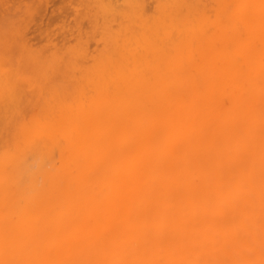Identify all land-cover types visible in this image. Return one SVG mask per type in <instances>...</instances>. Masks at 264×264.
<instances>
[{
  "label": "bare ground",
  "instance_id": "6f19581e",
  "mask_svg": "<svg viewBox=\"0 0 264 264\" xmlns=\"http://www.w3.org/2000/svg\"><path fill=\"white\" fill-rule=\"evenodd\" d=\"M88 2L0 11V264H264V0Z\"/></svg>",
  "mask_w": 264,
  "mask_h": 264
},
{
  "label": "rangeland",
  "instance_id": "374dc122",
  "mask_svg": "<svg viewBox=\"0 0 264 264\" xmlns=\"http://www.w3.org/2000/svg\"><path fill=\"white\" fill-rule=\"evenodd\" d=\"M1 1H2V0H1ZM1 1H0V2H1ZM6 1H8V0H4V2H6ZM30 1H31V3H29ZM30 1L28 0V3H27V0H25V2H24L23 0H9L8 2H9L10 4H9L8 2H7L8 4H6V3L4 4V5L6 6V8H4V10L7 12L6 9H8V6H10L11 8L9 7L10 9H8V10H9V11H8L9 14H10V10H11V9H12L11 12H14V11H20V12H17V13H19V15H18L16 12L11 13V15L13 14L12 17H9L10 15L8 14V15H7V18H9V20H10V18L13 19V16H14L15 18H14L13 22L16 21V23H18V22L20 21V20L18 21V19H19L18 17L21 16L20 13L25 14V12L28 11V13L30 12V14H27V13H26V15H23V17L26 16V18H27V16H29V17L31 18L32 16H30V15H31V12L34 11V8H33V7H35V6H36L35 9H37V10H35V12L38 11V10H39V11L41 10V12H42V14H43V8H42V6H43V7H46V6L48 7V6H49V12L51 13L53 10L58 9V8H59V5H60L61 8H62V6H63L62 10L65 9V10H63V11L66 12V15H67V12H68V15H70V17H74V16H72V15L76 13V12H74V11H75V8H76V11H78L79 9H81L80 7H82V5L84 4L83 7H84L85 10L87 11V9H89V8L92 6V4H91L92 2L89 3L90 1L88 2V0H86L85 2H84V0H83V1H82V0H81V1H79V0H71L72 2H71L70 0H53V1H52V0H49L50 2L47 1V0H45V1H44V0H30ZM35 1H36V3H35ZM38 1H40V2L43 3V4L41 3L42 6H41V5H37V4H38ZM51 1H52V2H51ZM65 1H66V2H65ZM4 2H2V4H3ZM11 2H12V3H11ZM32 2H34V3H32ZM40 2H39V4H40ZM48 2H49L50 5H48ZM53 2H54V4H53ZM86 2H88V5L85 4ZM46 3H47V4H46ZM81 3H83V4H81ZM2 4H1V6H0V11H2L3 7H5V6H3ZM61 4H62V5H61ZM69 4H70V6H69ZM80 4H81V6H79V9H78V7H76V5L78 6V5H80ZM13 5H14V7H13ZM66 5H67V6H66ZM2 6H3V7H2ZM88 6H89V7H88ZM21 7H22V8H21ZM24 7H25V8H24ZM37 7H40V8H37ZM55 7H57V8H55ZM70 7L72 8V10H71ZM86 7H88V8H86ZM32 8H33V10H32ZM41 8H42V9H41ZM61 8H59L60 10L58 9V11L55 10L56 12L53 11L54 13L52 12V13H53V17L55 18V19H54V22L51 21V20H50V22H51L50 24H49L48 22H46V23L49 25V30L47 29L48 25H46L45 22H44V23H41V21L39 22L38 18L40 17V16H39L40 14L37 15V13H36V15L33 14V15L35 16V17H34V16H33V17L36 19V22H37V23H35V19H34L33 17H32V20H34L33 23L31 22L32 20L30 21L31 24L28 23V22H26L28 25H31L30 27H31V30H32V31H31V30L28 31V33H27V30H25L26 27H28V26H27V25L24 26V24H26V23H24V22H25L26 20H28L29 18L26 19V18L24 17V20H25V21H23V18L20 17V18L22 19V21H23V22H21V23H24V24H23L24 27H22V28H24V29H22V30H23V33H24V30H25L27 36H28V37H29V36H30V37L33 36V38H32V37H31V38H30V37L28 38V37L25 36V35H24L23 37H21L20 35L18 36V33L21 34V35H23V34H22V32H20V30H17V29H21L20 26H19L20 28H19V27H18L17 29L15 28V25H14V24H16V23H14V24L12 23V24L14 25L15 31L17 30V32H18V31H19V32H18V33L16 32L17 35H16V33L14 32L15 34H13L12 36L16 35V36H17L16 39H18V41H20V42L23 41V39H25V38H28V39H30V40L33 39V41H31V42H33V43L36 42V43L34 44V46H36V44L42 43V41L39 42V40H42V39H40V37L44 38V36H45V34H46L45 32H47V31H51V32H49V33H51V35L47 32V34L50 35V36H47V35H46L47 37H49L50 40H49V39H43V41H46V42H47V44H46V42H44V43L46 44V45L44 44V46L47 47V45H48V46H49V49H51L52 46H50V44H48V43L56 42V40H57V37H55L56 35L53 36V38H56V40L54 39L55 41L53 40V38H51L52 33H53V34H58V32L61 31V30H60V31L58 30V29H60L59 26L61 25V24H59V23L61 22L60 17H61V18L64 17L65 19L67 18L66 21L64 20L65 23L68 22V23L71 25V27H72L71 30H68V29H70V27L68 28L69 25H65L64 22H62V25L64 24L65 27L67 26V28H65V27H61V29L63 28V30H66V33H68L69 35H70V34L72 35V32H70V31H73V30H76V29L78 30V29H79V27L77 28V27H76L75 25H73V24L76 23V24H79L80 26H81V24H82V25L85 24V23H84V24H83V23L80 24L78 21H77V22H76V21H73V20H75L74 18H72V20H71V18L68 19L69 16H67V17H66V15H65V16H62L63 13L60 14V17H59V15L57 14V12H59V11L61 12ZM68 8H69V9H68ZM84 8H83V9H84ZM66 9H67V10H66ZM77 9H78V10H77ZM83 9H81V10H79V11L82 12V11H84ZM4 10H3V11H4ZM31 10H32V11H31ZM44 10H45V9H44ZM47 10H48V9H47ZM68 10H69V11H68ZM70 10H71V11H70ZM5 11H4V12H5ZM21 11H22V12H21ZM23 11H25V12H23ZM39 11H38V13H39ZM45 11H46V10H45ZM4 12H2V13L0 12L1 15H3ZM60 12H59V13H60ZM72 12H74V13H72ZM15 13H16V15H15ZM32 13H33V12H32ZM69 13H70V14H69ZM83 13H84V12H83ZM42 14H41V15H42ZM78 14H79V12H78ZM78 14H76V16H77ZM1 15H0V20L4 21L5 18H4L3 16H1ZM4 16H5V15H4ZM83 16H84V15H83ZM64 18H63V19H64ZM84 18H85V19H84ZM12 19L10 20V22H7V21H8L7 19H6L7 21L5 20L4 22H5V23L7 22L6 25H8V23L11 24ZM57 19H58V20H57ZM59 19H60V20H59ZM79 19H80V18H79ZM79 19H77V17H76V20H79ZM29 20H30V19H29ZM68 20H69V21H68ZM70 20L72 21L73 24L70 23V22H71ZM82 20L86 21L87 18H86V17H83ZM79 21H80V20H79ZM84 21H83V22H84ZM4 22H3V23H4ZM56 22H57V23H56ZM74 22H75V23H74ZM87 22H88V21H87ZM21 23H19V24H21ZM68 23H67V24H68ZM1 24H2V22H1ZM56 24H57V27H56ZM58 24H59V25H58ZM88 24H89V23H88ZM88 24L86 23V25H88ZM2 25H3V24H2ZM2 25H1V26H2ZM4 25H5V24H4ZM4 25H3V26H4ZM6 25H5L4 27L2 26L3 28H1V29H3V30H2L0 33H3L5 27L7 28L8 26H10V25L6 26ZM50 25H51V26H50ZM17 26H18V25L16 24V27H17ZM73 26H75V29H74ZM83 27H86V26L84 25ZM8 28L11 29V27H8ZM52 28H54L55 31H53ZM56 28H58V29H56ZM86 28H87V27H86ZM86 28H84V29H86ZM1 29H0V30H1ZM9 29H8V30H9ZM12 29H13V26H12ZM84 29H83V30H84ZM5 30H6V29H5ZM8 30H6L5 32H8V34H9L11 31H8ZM28 30H29V29H28ZM77 30H76V34H78V33H77V32H78ZM41 32L44 33V34H43L44 36L41 35V34H42ZM61 32H62V31H61ZM64 32H65V31H63L62 34H59L60 36H59V35H57V36L61 37V39L63 40V39H64V38H63L64 35H66V36H68L67 39H66V37H65V40H67V41H68V40L70 41V40L72 39V37L75 38L74 41L77 39V35H76V37H75V36H72V37H71V36L65 34ZM33 33H34V34H33ZM63 33H64V35H63ZM74 33H75V31L73 32V34H74ZM35 34H36V35H35ZM6 35H7V34L5 33L4 36H6ZM10 35H11V33H10ZM34 35H35V37L37 36L36 38H38V40H37V39H34ZM61 35H63V37H62ZM7 36H9V35H7ZM7 36H6V38L9 39L8 41H10V40H11L10 37L8 38ZM18 37H21L22 40H20ZM24 37H25V38H24ZM69 37H70L71 39H70ZM68 38H69V39H68ZM35 40H36V41H35ZM51 40H52V42H51ZM59 40H60V38H59ZM72 40H73V39H72ZM72 40H71V41H72ZM34 41H35V42H34ZM49 41H50V42H49ZM60 41H61V40H60ZM60 41H59V42H60ZM69 41H68V42H69ZM71 41H70V42H71ZM74 41L71 42V43H74ZM5 42H6V41H5ZM29 42H30V41H29ZM75 42H76V41H75ZM57 43H58V42H57ZM42 45H43V44H42ZM39 46L41 47V44H39ZM44 46H43V47H44ZM37 47H38V46H36V47H34V48L37 49ZM45 47H44V48H45ZM39 49H40V48H39ZM47 49H48V48H47ZM47 49H46L45 51H47ZM49 49H48V52H49ZM52 49H53V48H52ZM42 50H43V48H42ZM50 51H52V50H50ZM50 53H51V52H50Z\"/></svg>",
  "mask_w": 264,
  "mask_h": 264
}]
</instances>
